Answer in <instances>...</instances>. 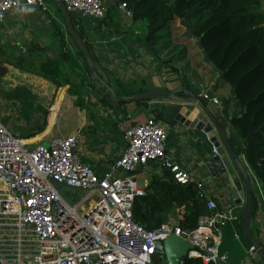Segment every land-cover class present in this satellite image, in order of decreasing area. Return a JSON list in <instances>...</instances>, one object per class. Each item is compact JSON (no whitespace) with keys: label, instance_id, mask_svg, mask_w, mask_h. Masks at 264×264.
<instances>
[{"label":"crops","instance_id":"0c3cea01","mask_svg":"<svg viewBox=\"0 0 264 264\" xmlns=\"http://www.w3.org/2000/svg\"><path fill=\"white\" fill-rule=\"evenodd\" d=\"M103 1L106 8L104 20L80 18L72 14L78 28L85 34L86 43L92 46V52L97 58V70L102 73L107 88L111 87L117 97H128L125 95L126 90L134 93L129 96L155 91H173L177 97L187 101L193 100V103L180 106L183 111V118L180 120L170 121L171 125L165 123V120H170L167 115L164 120H159L167 127L168 156L188 173L192 182L204 185L205 195L217 202L220 211L233 209L237 220L240 215L244 217L245 203H233L234 199L225 176L214 177L207 167V163L214 157L208 136L220 145L221 142L212 122L205 117L201 118L202 112L197 105L205 94H210L212 98L222 102L221 108L208 100L205 105L216 117L217 114H221L220 120L226 124L224 131L229 128L232 137L238 136L232 124H227V120L232 117L233 107L236 106L230 86L222 84L216 88L219 85L216 83L218 74L211 66L204 64L202 55H174L176 40H181L182 37L178 36V33L185 35V29L180 21L172 24L170 38H161L157 43V48L164 44V49L156 51V54L160 52L161 55H153L145 42L148 36L145 23H133L132 19L120 10L118 0ZM46 4L49 7L48 13L29 6L10 11L0 30V72L5 73L4 76L1 74L0 87L4 89V96L9 97L7 101L9 109L6 108L9 112H0V121L21 139L44 145H48L53 138L82 134L79 157L97 175L103 177L110 172L114 162L125 151L126 132L150 118L158 120V115L164 114L166 108L175 107V101L156 98L159 100L140 104L126 103L117 108L110 106L107 98L108 101L103 100L108 94V89L105 95L95 94L90 86L91 81L81 89V79L76 74L71 77V83L63 82L57 89L51 82L25 73L22 68L31 67L35 60L41 64L47 59L60 57L61 39L56 32V26L61 28V34L65 35L67 50L75 59H79L77 55L79 48L66 30V20L61 8L55 0H46ZM186 38L189 39L186 48L188 46L190 48V43L197 48L193 39ZM17 58L25 60L24 66H21L20 61L18 62L20 67L16 69L12 61H16ZM191 59L194 60V66L188 67L187 62ZM79 63L84 65L81 59ZM196 67L198 70H193ZM65 70L72 74L70 65H65ZM12 71L18 72V75L11 74ZM5 81L14 82L11 90H5L7 85ZM186 85L189 91L184 90ZM229 108L227 115L223 111ZM236 115L240 116L237 109ZM200 125H204L202 129L199 128ZM31 136L33 138H30ZM239 157L247 166L245 156L242 154ZM150 164L155 168L149 171V178L144 175L147 167L142 168L137 174L141 187L146 183L149 186L152 177L163 172L160 162ZM248 169L249 172H254L249 165ZM254 174L256 175L255 172ZM125 175L121 174L122 177ZM233 175L236 177L235 173ZM242 188L245 192L244 186ZM80 196L81 193L71 191L72 200L79 199ZM257 217L252 218L254 228L251 227L256 239L260 238L261 231L263 232ZM236 221H231L223 230L221 252L228 255V262L221 264L245 263L250 246L243 241ZM262 223L264 226V219ZM236 235H239V240ZM259 264H262L261 260Z\"/></svg>","mask_w":264,"mask_h":264},{"label":"built area","instance_id":"2783aa9c","mask_svg":"<svg viewBox=\"0 0 264 264\" xmlns=\"http://www.w3.org/2000/svg\"><path fill=\"white\" fill-rule=\"evenodd\" d=\"M62 1L80 18L103 20L106 16L103 0ZM23 6L49 11L46 0H0V30L7 14ZM119 8L133 18L126 3ZM203 98L222 107L210 94ZM82 138L79 133L53 138L48 145L32 143L0 121V264H156L160 260L157 242L172 235L192 246L185 258L203 264L228 262V255L221 252L223 230L237 217L233 209L220 211L212 198L207 201L210 214L200 219L194 231L184 230L176 221L150 231L135 220V201L147 195L148 184L141 187L138 182L142 168L160 162L179 183L192 182L168 156V131L162 122L150 118L130 128L125 151L103 177L81 161ZM208 140L217 156V141L210 136ZM249 174L255 218L263 230L257 240L264 247V187L254 172ZM197 184L204 192V185ZM64 188L81 193L80 198L69 203ZM185 258L179 264H185ZM259 262L258 250L251 245L244 264Z\"/></svg>","mask_w":264,"mask_h":264},{"label":"trees","instance_id":"16d2710c","mask_svg":"<svg viewBox=\"0 0 264 264\" xmlns=\"http://www.w3.org/2000/svg\"><path fill=\"white\" fill-rule=\"evenodd\" d=\"M122 3H126L133 12V23L147 22L148 36L145 42L154 54L156 52L153 50H156L160 39L172 36L171 26L175 21H180L186 37L188 31L193 30L194 36L202 40L212 64L224 73L222 82L216 88L222 84L230 86L237 113L243 115L232 120V127L238 136L232 137L231 144L237 155L245 156L248 165L264 185V0H177L174 4H171V0H118L119 5ZM71 15L74 27L84 38V32L78 28V23ZM56 28L60 43L63 44L60 57L47 59L36 68H32L35 66L32 65L22 70L51 82L57 89L63 82L71 83V77L76 74L81 79L82 87L91 81L92 92L105 95L107 86L90 73L83 53L78 49L77 55L84 63L82 66L79 59H75L67 50L61 28ZM88 47L92 52V46ZM24 60H18L21 66H24ZM65 65H70L72 74L65 70ZM97 73L98 78L104 81L102 73L98 70ZM187 86L185 91L190 90ZM130 94L134 93L126 90L125 95ZM103 100L108 101L106 98ZM152 100L155 99L138 103ZM110 106L113 107L112 104ZM245 109H248L246 114ZM229 110L223 112L228 115ZM158 117L157 121H162L165 115L160 113ZM217 119L225 130L226 124L221 122L220 113ZM207 201L208 197L197 183L181 184L171 170L164 169L160 175L152 177L147 195L136 199L133 212L135 220L150 231L174 221L184 230L194 231L200 219L210 214ZM256 210L253 197V219ZM243 219V215H240L236 227L243 241L251 246L242 231ZM184 262L203 264L199 259L185 258Z\"/></svg>","mask_w":264,"mask_h":264},{"label":"water","instance_id":"95a60500","mask_svg":"<svg viewBox=\"0 0 264 264\" xmlns=\"http://www.w3.org/2000/svg\"><path fill=\"white\" fill-rule=\"evenodd\" d=\"M58 6L61 8L65 20H66V28L69 32L71 38L73 39L74 43L83 53L87 67L90 73L99 79V81L106 86L105 82L98 78L97 73V66L96 61L97 58L93 52L90 51L86 41L80 35L78 30L74 27L71 13L68 11L66 5L62 0H55ZM177 0H171V4H174ZM194 31L189 30L187 35L189 38L193 39L194 44L199 49L202 57L203 62L212 67L213 71L218 74V78L216 83L220 84L223 80L224 73L223 71L219 70L215 65L212 64L210 55L204 49L202 40L199 37L194 36ZM63 47V44L61 45ZM110 103L115 107H120L121 104L126 103H134L140 102L144 100H151L156 98H168L174 100L175 107H169L164 110L165 116H169L170 120H165V123L171 125L170 121H174L175 119L180 120L183 118V111L181 110L182 105L186 103H193L194 101H187V99L180 98L175 96L173 91H155V92H148V93H139L134 96L128 97H117L111 87L108 86V94L105 96ZM206 100L203 98L201 101L197 102L199 109L202 112L201 118L205 117L206 120L212 122L216 129V133L219 136L220 143H217L218 148V155L214 156L208 163L207 167L209 171L213 173L214 177L218 175H224L226 182L228 183L232 199L235 200L237 204L242 202L245 203V213H244V220H243V233L245 236L250 240L251 245L255 246L258 250V254L262 264H264V247L261 243L253 236L251 232V221L253 216V188H252V181L249 174V170L244 161H242L235 152L232 144V132L227 128L224 131L216 115L205 105ZM227 107V103H225ZM237 106L233 107L232 117L227 120V124L230 125L232 120L235 118H242L243 115L237 116L236 115ZM248 112V109H245L244 114ZM204 125H200V129L203 128ZM244 145L247 146V140L244 141ZM228 161V162H226ZM233 173L236 174L234 177ZM242 186H244V190ZM245 195V197H244ZM245 199V200H244ZM156 256L161 260L156 261V264H179V260L185 258L188 253L192 250V246L184 241L181 238H178L174 235L169 237L166 241H159L156 244Z\"/></svg>","mask_w":264,"mask_h":264},{"label":"rangeland","instance_id":"374dc122","mask_svg":"<svg viewBox=\"0 0 264 264\" xmlns=\"http://www.w3.org/2000/svg\"><path fill=\"white\" fill-rule=\"evenodd\" d=\"M49 8V7H48ZM145 23V25H146V29L145 30H147L146 31V33L148 32V24H147V22H144ZM145 32V31H144ZM182 32H184V31H182ZM184 34V33H183ZM183 34H179L178 33V36H182L181 37V40H176V47H175V49H174V55H179V56H181V55H201L200 53H199V51H198V49L192 44V43H190V48H189V46H188V48H186L187 46L186 45H189V39H187L186 38V36L185 35H183ZM148 35V34H147ZM71 37V36H70ZM72 39V38H71ZM73 40V39H72ZM186 43V44H185ZM164 44H160V47L159 48H157V46H156V50H153L154 52H156L157 50H159V51H161L162 49H164V46H163ZM191 45H192V47H191ZM157 53V52H156ZM153 54V55H161L160 54V52H159V54ZM20 58H17L16 59V61H12V63L14 64V67L17 69V68H19L20 67V64L18 63V60H19ZM194 59V58H193ZM13 60H15V57H14V59ZM203 60V59H202ZM35 64V66H33L32 68H36V67H38L39 66V63H38V61H36L35 60V62H34ZM188 67H193L194 66V60H188ZM205 64V63H204ZM205 65H207V64H205ZM191 70V69H190ZM193 70H198V67H196V68H194ZM4 76V74L5 73H3V72H0V77H2V75ZM9 74V73H8ZM11 74H15V76L16 75H18V72L16 73L15 71H12L11 72ZM20 76L22 75V73L21 74H19ZM11 76V75H10ZM13 79H15V77H13ZM10 82V84H8ZM9 82H7V81H5V85H6V87H5V90L6 91H9V90H11L12 89V84L14 83V82H12V81H9ZM1 84H2V81H1V79H0V86H1ZM29 89L31 88V87H28ZM81 89L83 88V87H80ZM79 88V89H80ZM3 91H4V89L3 88H1L0 87V112H3V113H5V112H9V111H6L7 109H9V107H8V96H4V94H3ZM77 91L79 92V90L77 89ZM80 93H81V91H80ZM4 103H7V105L6 104H4ZM7 108V109H6ZM151 165V164H150ZM147 166V169L145 170V172H144V175L147 177V178H149L148 176H149V171L151 170V169H154L155 167L154 166ZM63 195H64V197H65V199L69 202V203H73V200H72V197H71V190L70 189H68V188H64V190H63ZM251 227L252 228H254V222L252 221L251 222Z\"/></svg>","mask_w":264,"mask_h":264}]
</instances>
